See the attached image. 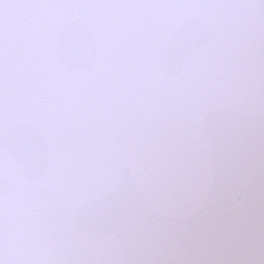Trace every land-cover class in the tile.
<instances>
[{
	"label": "snow or ice",
	"instance_id": "6c2138e0",
	"mask_svg": "<svg viewBox=\"0 0 264 264\" xmlns=\"http://www.w3.org/2000/svg\"><path fill=\"white\" fill-rule=\"evenodd\" d=\"M0 264H264V0H0Z\"/></svg>",
	"mask_w": 264,
	"mask_h": 264
}]
</instances>
